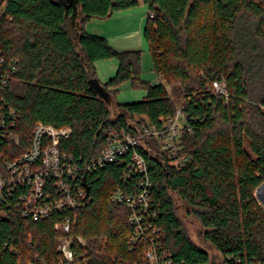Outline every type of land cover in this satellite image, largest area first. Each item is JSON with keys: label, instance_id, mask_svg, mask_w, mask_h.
I'll return each mask as SVG.
<instances>
[{"label": "trees", "instance_id": "1", "mask_svg": "<svg viewBox=\"0 0 264 264\" xmlns=\"http://www.w3.org/2000/svg\"><path fill=\"white\" fill-rule=\"evenodd\" d=\"M141 3L161 80L155 85L140 79V51H116L85 28ZM0 55L17 61L2 96L20 115L19 152L30 146L37 123L68 127L72 135L61 148L84 166L107 145L108 129L135 135L148 122L160 127L177 111L172 95L184 99L193 130L183 134L188 161L172 165L154 138L139 147L153 184L160 250L172 264H264V208L257 200L264 203V187L255 195L264 183V0H8ZM107 59L119 69L101 84L94 63ZM216 81L226 82L227 101L212 94ZM128 82L147 92L144 100L117 103ZM124 168L111 164L88 175V197L68 213L77 215L70 236L78 260L60 263V214L35 222L7 209L0 216V264H151L146 243L129 244L130 211L110 200L118 184L126 186ZM191 217L208 248L190 237Z\"/></svg>", "mask_w": 264, "mask_h": 264}, {"label": "built area", "instance_id": "2", "mask_svg": "<svg viewBox=\"0 0 264 264\" xmlns=\"http://www.w3.org/2000/svg\"><path fill=\"white\" fill-rule=\"evenodd\" d=\"M7 3L8 0H0L1 14L6 12ZM16 64L17 61L6 62L0 55V216H4L7 209H12L20 212L23 218L36 222L60 214L54 222V229L61 235L56 251L60 254V263L74 262L78 259L72 249L70 232L77 222V215L68 213L78 209L80 200L85 198L88 175L107 165L121 164L125 166L122 182L126 186L118 184L110 200L130 211L129 223L133 226L130 246L133 249L139 242H144L147 244L145 256L151 264H172L169 253L160 250L161 232L154 223L157 212L151 194L153 184L148 162L139 147L142 139L154 138L172 165L185 164L188 157L183 154V134L185 131L193 132L183 112L185 103L177 107L175 115L160 127L148 122L135 135L125 129H108L107 145L90 164L84 166L75 163L73 156L61 148L62 142L72 135L68 127L56 128L37 123L30 146L19 152L20 138L15 129L20 115L4 106L2 96L17 71ZM211 92L226 101L230 97L225 81L213 82ZM77 239L86 245L84 239ZM1 240L0 237V247ZM10 252L16 254V247L10 246Z\"/></svg>", "mask_w": 264, "mask_h": 264}, {"label": "rangeland", "instance_id": "3", "mask_svg": "<svg viewBox=\"0 0 264 264\" xmlns=\"http://www.w3.org/2000/svg\"><path fill=\"white\" fill-rule=\"evenodd\" d=\"M133 13L128 15V17H121L118 19H113L112 17L104 20H92L86 23V31L88 33L99 36H103L107 39L109 45L113 47L116 51H140L141 52V73L140 79L142 81L149 82L153 85L158 84V75L153 68L152 54L147 51L146 45L143 40L141 31V22L148 15V10L146 6L141 3L140 6L131 9ZM130 82L125 83L121 86L120 90L131 89ZM169 91L170 88H168ZM101 95V94H100ZM176 106L179 108L184 105V99L175 98ZM115 109V108H114ZM259 204L264 208V203L257 198ZM188 233L192 239H194L199 245L208 248L204 244L203 239L200 234V226L196 219L193 217L185 220Z\"/></svg>", "mask_w": 264, "mask_h": 264}, {"label": "crops", "instance_id": "4", "mask_svg": "<svg viewBox=\"0 0 264 264\" xmlns=\"http://www.w3.org/2000/svg\"><path fill=\"white\" fill-rule=\"evenodd\" d=\"M148 10V8L146 7ZM133 11L131 9L122 11V12H116L115 15L112 17L113 19H118L121 17H128V15H131ZM149 13V12H148ZM148 15L144 18V20L141 22V31L144 43L146 45L147 51H149V46L144 38V29L146 24V19ZM95 34V33H94ZM97 35V33H96ZM119 62L116 59H107V60H101L100 62L97 61L94 63V67L96 70V75L101 84L108 83L116 74L119 69ZM158 80L161 82L160 78L158 77ZM159 82V83H160ZM147 96V92L145 90L141 89H123L118 92V95L116 96V101L119 104H131L136 103L141 100H144V98ZM264 187V183L260 185V187L256 190L255 195L257 198V192L260 188Z\"/></svg>", "mask_w": 264, "mask_h": 264}, {"label": "water", "instance_id": "5", "mask_svg": "<svg viewBox=\"0 0 264 264\" xmlns=\"http://www.w3.org/2000/svg\"><path fill=\"white\" fill-rule=\"evenodd\" d=\"M85 186L87 188V196L85 197V199L88 197V194H89V186L87 185V183L85 182Z\"/></svg>", "mask_w": 264, "mask_h": 264}]
</instances>
